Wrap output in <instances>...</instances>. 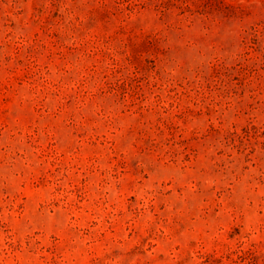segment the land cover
<instances>
[{"label": "rangeland", "instance_id": "rangeland-1", "mask_svg": "<svg viewBox=\"0 0 264 264\" xmlns=\"http://www.w3.org/2000/svg\"><path fill=\"white\" fill-rule=\"evenodd\" d=\"M0 264H264V0H0Z\"/></svg>", "mask_w": 264, "mask_h": 264}]
</instances>
